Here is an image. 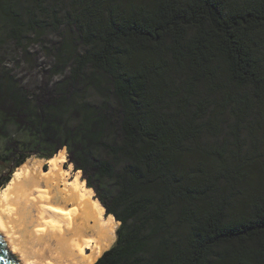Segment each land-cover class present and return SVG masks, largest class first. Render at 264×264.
<instances>
[{
  "label": "trees",
  "instance_id": "16d2710c",
  "mask_svg": "<svg viewBox=\"0 0 264 264\" xmlns=\"http://www.w3.org/2000/svg\"><path fill=\"white\" fill-rule=\"evenodd\" d=\"M59 1L0 0V189L66 148L119 222L94 264H264V0ZM47 31L68 32L64 94L96 78L108 99L30 107L4 84L3 47Z\"/></svg>",
  "mask_w": 264,
  "mask_h": 264
},
{
  "label": "bare ground",
  "instance_id": "6f19581e",
  "mask_svg": "<svg viewBox=\"0 0 264 264\" xmlns=\"http://www.w3.org/2000/svg\"><path fill=\"white\" fill-rule=\"evenodd\" d=\"M46 162V171L24 163L0 191L4 251L18 253L23 264H94L112 246L119 222L105 214L80 171L69 182L57 157Z\"/></svg>",
  "mask_w": 264,
  "mask_h": 264
},
{
  "label": "rangeland",
  "instance_id": "374dc122",
  "mask_svg": "<svg viewBox=\"0 0 264 264\" xmlns=\"http://www.w3.org/2000/svg\"><path fill=\"white\" fill-rule=\"evenodd\" d=\"M53 1L51 6L56 5V10L66 8V3H62L59 0ZM62 35L68 37V32L61 31V35H59L56 32L47 31L39 39L35 41L31 40L32 42L30 41L28 47L24 50L26 51L25 53L12 44H6L2 50L3 59L1 68L7 71L4 75L11 80L7 78L4 84L11 83L12 87L23 89L26 93V100L30 102V107H80L82 104L97 107L103 99L108 98L98 87V80L96 78L94 82L88 78L83 80L79 89L72 97L69 98L64 94V86L59 83L62 75L53 71L52 68L56 61V48L62 42ZM78 116L79 113L74 112L67 117L70 126H74L78 122ZM69 154L68 150L63 148L53 157L58 158L61 170H64L66 179L71 182L75 177L76 171L74 170V165L71 162L72 158L70 159ZM26 162H30V167L32 163H38L43 171L48 169L46 160L39 159L35 156L30 157ZM80 178L82 179V173H80ZM4 188L0 189V191ZM93 196L96 199L95 193ZM118 227L119 223L117 224L116 230ZM115 241L116 233L112 246ZM6 248L10 253L9 255L12 254L13 258L17 257L16 260L20 264H23L20 262V255L18 253L11 251L8 247ZM88 253L90 252L88 251Z\"/></svg>",
  "mask_w": 264,
  "mask_h": 264
},
{
  "label": "water",
  "instance_id": "95a60500",
  "mask_svg": "<svg viewBox=\"0 0 264 264\" xmlns=\"http://www.w3.org/2000/svg\"><path fill=\"white\" fill-rule=\"evenodd\" d=\"M0 235H1V230H0ZM0 240H3L2 242H6V244H1V241H0V257H2V259H0V264H18L14 261V258L13 256L9 255L7 253V251H4V248L6 245H8L7 241L5 240L4 237H0ZM8 256H7V254Z\"/></svg>",
  "mask_w": 264,
  "mask_h": 264
},
{
  "label": "snow or ice",
  "instance_id": "6c2138e0",
  "mask_svg": "<svg viewBox=\"0 0 264 264\" xmlns=\"http://www.w3.org/2000/svg\"><path fill=\"white\" fill-rule=\"evenodd\" d=\"M0 259H2V257H0Z\"/></svg>",
  "mask_w": 264,
  "mask_h": 264
}]
</instances>
